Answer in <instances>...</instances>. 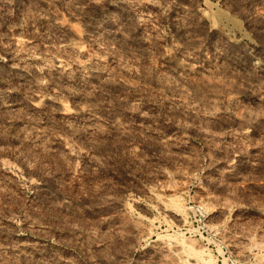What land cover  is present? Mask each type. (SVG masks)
I'll return each mask as SVG.
<instances>
[{
  "label": "rangeland",
  "instance_id": "rangeland-1",
  "mask_svg": "<svg viewBox=\"0 0 264 264\" xmlns=\"http://www.w3.org/2000/svg\"><path fill=\"white\" fill-rule=\"evenodd\" d=\"M0 264H264V0H0Z\"/></svg>",
  "mask_w": 264,
  "mask_h": 264
},
{
  "label": "bare ground",
  "instance_id": "bare-ground-1",
  "mask_svg": "<svg viewBox=\"0 0 264 264\" xmlns=\"http://www.w3.org/2000/svg\"><path fill=\"white\" fill-rule=\"evenodd\" d=\"M77 50V49H76Z\"/></svg>",
  "mask_w": 264,
  "mask_h": 264
}]
</instances>
